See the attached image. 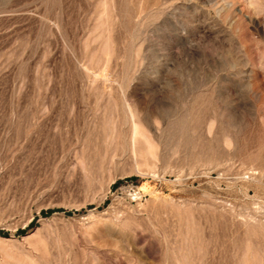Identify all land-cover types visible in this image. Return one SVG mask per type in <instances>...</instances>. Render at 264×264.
Instances as JSON below:
<instances>
[{
	"label": "rangeland",
	"instance_id": "rangeland-1",
	"mask_svg": "<svg viewBox=\"0 0 264 264\" xmlns=\"http://www.w3.org/2000/svg\"><path fill=\"white\" fill-rule=\"evenodd\" d=\"M131 1L0 0V264H264V0Z\"/></svg>",
	"mask_w": 264,
	"mask_h": 264
},
{
	"label": "bare ground",
	"instance_id": "bare-ground-1",
	"mask_svg": "<svg viewBox=\"0 0 264 264\" xmlns=\"http://www.w3.org/2000/svg\"><path fill=\"white\" fill-rule=\"evenodd\" d=\"M103 1H104V0H103ZM109 1H110L111 4L113 3V2H111V0H109ZM134 1L136 2V0H134ZM146 1H147V0H146ZM152 1H153V0H152ZM127 2H128V0H127ZM135 2H133V0H132V1L130 2V4H131V3H134V4L136 5V3H137L138 1H137L136 3H135ZM147 2H148V1H147ZM128 3H129V2H128ZM138 3H139V2H138ZM103 4H104V3H103ZM105 4H106V3H105ZM137 5H138V4H137ZM150 5H151V4H150ZM150 5H149V6H150ZM111 6L115 8V4H114V3H113ZM123 6H124V5H123ZM131 6H132V5H131ZM107 7H108V5H107ZM107 7H106V5H105L104 8L107 10ZM112 7H110L111 10H112ZM133 7H134V6H133ZM141 8H142V7H141ZM145 8H146V6H145ZM113 10H114V9H113ZM137 10H139V9H137ZM106 12H107V11H106ZM140 12H141V11H140ZM134 126H135V125H134ZM143 186H146V184H144Z\"/></svg>",
	"mask_w": 264,
	"mask_h": 264
},
{
	"label": "trees",
	"instance_id": "trees-1",
	"mask_svg": "<svg viewBox=\"0 0 264 264\" xmlns=\"http://www.w3.org/2000/svg\"><path fill=\"white\" fill-rule=\"evenodd\" d=\"M49 212H50V210H46V211H44L43 213L47 214V213H49Z\"/></svg>",
	"mask_w": 264,
	"mask_h": 264
}]
</instances>
